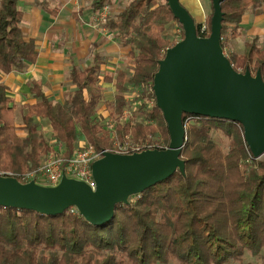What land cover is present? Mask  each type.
Returning a JSON list of instances; mask_svg holds the SVG:
<instances>
[{"label": "trees", "instance_id": "trees-1", "mask_svg": "<svg viewBox=\"0 0 264 264\" xmlns=\"http://www.w3.org/2000/svg\"><path fill=\"white\" fill-rule=\"evenodd\" d=\"M21 0H0V74L25 73L38 57L36 44L25 39ZM206 18L208 37L213 14ZM118 4L110 14L107 30L122 47L129 49L130 67L115 75L101 74V57L94 54L84 69L72 66L68 79L73 86L61 103H53L31 82L36 100L25 106L22 126L15 124V108L7 88L0 84V174L20 176L36 170L55 145L70 157L82 137L97 152L111 148L108 131L99 121L103 84H114L113 102L106 111L116 122L119 141L134 142L160 134L167 148L169 137L152 91L158 63L176 41L169 39L174 24L165 0H93L94 13ZM221 47L238 37L243 16L250 9L262 14L264 0H224ZM233 69L252 75L260 72L264 82V47L258 37L246 42L242 54L228 57ZM138 89L137 102L127 94ZM153 99L150 108L147 100ZM132 118L119 125L124 110ZM36 120L45 121L52 142L39 132ZM186 142L181 158L184 174L172 176L116 205L113 218L92 226L71 209L61 215L44 216L33 211L0 208V264H264V161L255 160L242 126L224 120L183 115ZM24 137L18 135V131ZM249 257L250 261H244Z\"/></svg>", "mask_w": 264, "mask_h": 264}, {"label": "water", "instance_id": "water-1", "mask_svg": "<svg viewBox=\"0 0 264 264\" xmlns=\"http://www.w3.org/2000/svg\"><path fill=\"white\" fill-rule=\"evenodd\" d=\"M183 30V38L166 50L153 77L152 91L169 137L164 150L130 155L104 152L91 165L94 187L63 177L55 187L23 184L0 175V208L28 210L44 216L75 208L92 226L108 223L115 206L163 182L176 171L186 142L183 115L224 120L242 126L244 141L255 160L264 156V82L260 72H236L221 47L224 0H211L210 33L197 35L196 24L180 0H165Z\"/></svg>", "mask_w": 264, "mask_h": 264}, {"label": "crops", "instance_id": "crops-1", "mask_svg": "<svg viewBox=\"0 0 264 264\" xmlns=\"http://www.w3.org/2000/svg\"><path fill=\"white\" fill-rule=\"evenodd\" d=\"M202 2L206 3L205 0H201L199 8L194 5L188 7L192 14L193 11L199 12L196 19L191 16L195 23L204 24L206 21ZM109 7L110 14L120 10L117 3ZM17 8L23 14L22 33L25 39L35 42L38 51L36 62L29 66L25 73L0 74V84L7 88L8 95L13 101L17 128L22 126L25 106L36 102L30 92L31 82L40 83L41 90L49 101L61 103L73 90L68 79L71 67L86 68L91 65L95 53L101 57V72L105 61L118 66L116 71L105 70L106 73L113 75L130 67L129 49L122 47L110 32L93 26L92 16L95 13L91 5L84 4L82 0H21ZM253 14L256 16L253 17L254 19L249 16V12L243 16L238 37L230 38L224 50H228L230 54H242L245 44L239 51L235 46L244 31L247 33L244 35L247 42L251 39L250 36L252 39L258 37L255 23L262 21V14L255 11ZM234 40H237V43H233ZM125 64V68L122 69ZM102 86L112 87L115 96L113 83ZM100 107L97 112L98 117L103 120L109 119L106 108ZM17 133L20 137H24V133L20 130ZM84 143V139L80 137L76 142V148Z\"/></svg>", "mask_w": 264, "mask_h": 264}, {"label": "built area", "instance_id": "built-area-1", "mask_svg": "<svg viewBox=\"0 0 264 264\" xmlns=\"http://www.w3.org/2000/svg\"><path fill=\"white\" fill-rule=\"evenodd\" d=\"M84 4L91 5L93 0H82ZM110 7L104 6L101 10L93 14L92 23L97 29L105 32H109L105 27L108 17L110 16ZM206 33L205 24H201L200 34L204 35ZM175 41L176 43L181 41V30L177 28L175 31ZM206 38V37H203ZM224 55L228 58V54L223 50ZM238 73H243L242 68H239ZM153 99L147 100L148 106L151 108L153 106ZM136 105V104H135ZM132 118L131 110H124L122 116L120 117L118 124L123 125L125 121ZM99 121L105 126V129L109 132V138L112 143L111 149L103 150L97 152L93 146L88 143H84L81 147L76 149L70 157H65V148L58 144L55 145L53 150L49 152L43 159L41 165L31 172L25 173L20 176V182L23 184L34 181L36 184L38 179H43L47 187H55L59 184L63 177L67 179H73L76 181L84 182L90 187H94V183L91 176V165L102 157L104 152H111L114 154L130 155L135 153H141L148 150H164L166 147L161 144L156 138L146 137L145 140L140 142H134L129 136L124 138L121 142L117 138L115 133L116 122H112L109 119ZM1 175V174H0ZM10 176L11 175H4ZM71 213L77 212L75 208H70Z\"/></svg>", "mask_w": 264, "mask_h": 264}, {"label": "rangeland", "instance_id": "rangeland-1", "mask_svg": "<svg viewBox=\"0 0 264 264\" xmlns=\"http://www.w3.org/2000/svg\"><path fill=\"white\" fill-rule=\"evenodd\" d=\"M201 0H180V3L181 5L187 10V12L194 18L196 19V15L199 13L198 11H193L194 14H192L191 10L189 9L190 6L194 5L196 8H199L200 7V3ZM206 3H203L202 2V8L204 9V12H205V17L207 18L208 15L210 14V8H209V3L208 1H205ZM119 7V6H118ZM189 7V8H188ZM192 9V8H191ZM262 11V21H260L259 23H255V25L257 26L258 28V32H257V36H258V39H259V46L261 48L264 47V7L261 9ZM249 16L254 19L253 17H256L254 14H253V9H250L249 11ZM205 24V23H204ZM177 30V27L172 24L169 28H168V37L169 39L175 41V31ZM249 34V33H248ZM242 35V38L238 40V43H237V40H234L233 43H237V46H235V49L237 51L241 50L242 46L248 41L246 40V36L244 35H247L246 31H244L243 33H241ZM249 38V41L252 40V37L250 36ZM226 51V54H228V56H230V52L228 50H225ZM126 66V64L124 66H122V69H124ZM116 69H118V66L115 65V64H111L109 63L108 61H105L104 63V67L102 68V72L101 74L104 75L106 72L105 70H114L116 71ZM127 69V67H126ZM140 93V91L138 89H132L130 91L129 94H127V99L129 102H132L133 100L134 101H138L136 98H137V95ZM113 96H114V91H113V88L112 87H109V86H104V96H103V101L101 102V107L100 108H103L105 107L106 108V103L107 102H111L113 101ZM136 105H139V102L136 103ZM19 114V113H18ZM100 120H103L102 118H99ZM36 123H37V126H38V130L39 132L43 135V137L49 142V144H51V142L53 141L52 140V137H51V130L48 126V124L45 122V121H42V120H36ZM151 138H156L158 141L161 142L162 145H164V140L163 138L161 137L160 134H157L155 137H152L151 135L149 136ZM146 139V138H145ZM144 139V140H145ZM165 146V145H164ZM111 149V148H110ZM109 150V149H108ZM260 161H264V156L260 159ZM38 185H45L43 179H38L37 181ZM252 259H250L249 257H246L244 259V261H250Z\"/></svg>", "mask_w": 264, "mask_h": 264}]
</instances>
